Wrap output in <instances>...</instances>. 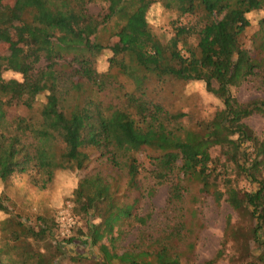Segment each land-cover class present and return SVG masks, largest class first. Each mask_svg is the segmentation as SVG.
Masks as SVG:
<instances>
[{
  "label": "trees",
  "instance_id": "trees-1",
  "mask_svg": "<svg viewBox=\"0 0 264 264\" xmlns=\"http://www.w3.org/2000/svg\"><path fill=\"white\" fill-rule=\"evenodd\" d=\"M97 2L107 7L92 15L88 6ZM12 3V8L0 7V40L10 43L8 53L0 55V182L32 171L34 185L45 190L59 171L84 175L69 199L78 223L67 239L59 237L56 223L57 211L67 201L46 215L5 208L0 264H81L82 253H66L69 244L96 249L95 264L189 262L194 244L180 245L196 234L197 212L188 218L190 209L184 208L193 187L217 204L224 201L239 216L235 223L227 219L221 247L206 264L225 257L230 264H264V136H256L245 123L255 113L264 115V100L240 103L233 94L250 79H258L264 88V18L246 41L251 27L247 15L255 8L264 11V0ZM155 4L175 10V23L189 19L174 27L166 43L146 20ZM117 36L122 45L113 50L110 41ZM106 50L114 57L122 51L124 59L109 60L110 83L104 86L98 83L95 65ZM7 73L20 79L6 78ZM120 76L131 88L118 81ZM169 81L203 82L221 108L211 119L189 127L180 122L185 114L168 111L151 95ZM48 89L66 101L55 117L68 124L67 132L48 129L51 109H42L40 122L9 117L11 108L30 109ZM160 117L173 129L147 123ZM215 149L223 163L212 156ZM142 154L152 167L155 186L170 184L167 210L173 219L157 235L142 232L137 242L121 247L127 227L133 222L146 226L150 219L149 214H136L144 198ZM249 161L256 174L247 167ZM228 163L256 188L239 190L227 176Z\"/></svg>",
  "mask_w": 264,
  "mask_h": 264
},
{
  "label": "rangeland",
  "instance_id": "rangeland-1",
  "mask_svg": "<svg viewBox=\"0 0 264 264\" xmlns=\"http://www.w3.org/2000/svg\"><path fill=\"white\" fill-rule=\"evenodd\" d=\"M12 5V0L0 1V7L2 8H5V6L12 8ZM106 7L107 5L104 2L93 3L88 6V12L92 15L101 14L105 12ZM177 16L175 10H166L160 4H155L149 9L146 20L154 34H156L163 43H166L173 36L174 27L179 23H186L189 20L188 18H181L178 23H175ZM247 18L251 24V27L246 33V41L248 44L250 36L257 29L259 20L264 18V11L255 8L247 15ZM17 26L20 27L18 23ZM110 27H112V25ZM107 35V32L103 34L104 38H106ZM9 44L10 43H5L0 40V55L8 53ZM110 45L113 50H116L120 48L122 44L117 36L111 39ZM181 53L185 55L184 51ZM115 54L114 57L112 52L106 50L97 59L95 67L98 74V83L100 85L105 86L110 83L108 70L109 60L115 58V61L120 62L124 59L122 51H118ZM5 77L20 79V76L12 73L5 74ZM118 81L123 83L127 89L131 88L130 85L124 81L123 77H118ZM111 93L115 94L113 91ZM233 94L240 103L264 100V88L259 85L258 79H250L248 82L236 88ZM151 95L154 99L159 100L168 111L185 114V118L181 119L180 122H183L189 127H193L196 122L211 119L215 111L221 108L220 101L205 90L203 82L181 83L178 81H169L163 88L156 90L154 93L152 92ZM108 99L110 100V96ZM65 104L66 101L59 92L48 89L45 93L36 97L30 109L19 105L11 108L8 111V115L9 117L22 116L26 119L32 118V120L40 122V115L43 108L54 110V115H49L47 117L46 125L51 131L64 134L68 130V124L64 121H59L55 115L57 112L64 109ZM147 123L156 126H166L168 130L173 129L172 126L165 123L162 117L157 120L147 121ZM245 123L256 136H264V115L255 113L247 118ZM249 152H252V150L249 149ZM212 156L219 157V150H212ZM139 160L143 163L140 179L144 186V198H142L136 214H138L139 217L149 214L150 219L147 221L146 226H141L133 222L127 227L128 233L120 243L121 247H128L132 243L137 242L139 234L142 232H147V234L152 236L157 235L162 232L164 228L169 225V221L173 219L172 215L167 210L170 184L164 183L155 186V181L150 175L152 167L147 162L144 154L139 156ZM220 161L222 163L224 162L221 156ZM247 167L250 168L254 174L258 172L255 167L251 166L250 161ZM224 168H227V176L239 190L250 192L256 188L244 174L235 170L230 163ZM220 171H223L222 168H219V172ZM83 175L84 172L81 171H59L55 174L53 182L49 184L45 190H40L34 185L33 181L36 179V175L32 171L26 175L14 176L6 183L0 182V197H3V199H0V219L7 216L5 208L21 211L30 216H34V214H54L60 206L66 201H69L72 191L79 178ZM148 192H150V194H148ZM131 196L133 197L134 195ZM195 197L197 198L196 202L193 200ZM5 198L8 200H5ZM184 205L185 210L190 209L185 214L188 218H190L192 211L197 212L194 218L197 227L195 229L196 234L194 233L190 236V239H188V237L183 239L180 245V249H184L186 243L194 244V250L189 256V262L183 260V264H206L215 257L221 247L227 219L230 218L231 221L235 223L239 221V216L224 201L217 204L212 196L208 194L199 195L196 187H193L190 193H187ZM65 247L68 255H78L79 253L84 255L81 264H95L94 259L98 257L96 249H80L73 244L66 245ZM231 250L232 246L230 244L227 252L228 255L231 254ZM229 261V257H225L216 264H230Z\"/></svg>",
  "mask_w": 264,
  "mask_h": 264
},
{
  "label": "built area",
  "instance_id": "built-area-1",
  "mask_svg": "<svg viewBox=\"0 0 264 264\" xmlns=\"http://www.w3.org/2000/svg\"><path fill=\"white\" fill-rule=\"evenodd\" d=\"M56 223L58 225L59 237L61 239L71 237L78 222L77 218L73 214V205L70 201H67L61 209L57 211Z\"/></svg>",
  "mask_w": 264,
  "mask_h": 264
}]
</instances>
